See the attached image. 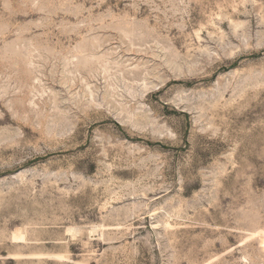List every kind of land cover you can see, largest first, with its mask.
I'll return each mask as SVG.
<instances>
[{"label":"rangeland","instance_id":"374dc122","mask_svg":"<svg viewBox=\"0 0 264 264\" xmlns=\"http://www.w3.org/2000/svg\"><path fill=\"white\" fill-rule=\"evenodd\" d=\"M0 264H264V0H0Z\"/></svg>","mask_w":264,"mask_h":264},{"label":"bare ground","instance_id":"6f19581e","mask_svg":"<svg viewBox=\"0 0 264 264\" xmlns=\"http://www.w3.org/2000/svg\"><path fill=\"white\" fill-rule=\"evenodd\" d=\"M95 230V229H94ZM96 231V230H95ZM94 234V233H93Z\"/></svg>","mask_w":264,"mask_h":264}]
</instances>
